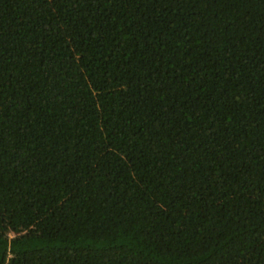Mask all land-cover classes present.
Segmentation results:
<instances>
[{"label": "trees", "instance_id": "16d2710c", "mask_svg": "<svg viewBox=\"0 0 264 264\" xmlns=\"http://www.w3.org/2000/svg\"><path fill=\"white\" fill-rule=\"evenodd\" d=\"M0 264H264V0H0Z\"/></svg>", "mask_w": 264, "mask_h": 264}]
</instances>
